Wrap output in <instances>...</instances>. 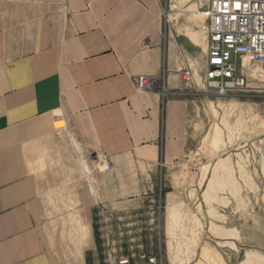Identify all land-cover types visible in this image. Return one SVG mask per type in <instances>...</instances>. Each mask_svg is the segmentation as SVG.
Segmentation results:
<instances>
[{"label":"crops","instance_id":"0c3cea01","mask_svg":"<svg viewBox=\"0 0 264 264\" xmlns=\"http://www.w3.org/2000/svg\"><path fill=\"white\" fill-rule=\"evenodd\" d=\"M169 48L159 0H0V264H69L58 212L81 214L79 264H144L132 220L162 184L184 203L170 184L204 121L195 91L135 87Z\"/></svg>","mask_w":264,"mask_h":264},{"label":"rangeland","instance_id":"374dc122","mask_svg":"<svg viewBox=\"0 0 264 264\" xmlns=\"http://www.w3.org/2000/svg\"><path fill=\"white\" fill-rule=\"evenodd\" d=\"M177 1L184 10L181 13L183 29L181 34L167 39L170 48L165 56V71L170 77V86L179 87L180 80L173 72L182 64L191 68L193 86H198L191 91L200 94L203 101V129L196 145L184 158L186 165L180 179L175 178L170 184V190L189 189L184 203L174 197L172 204L165 208L164 193L169 188L162 184L157 186L159 191L152 201L146 200L145 206L149 208L132 220L135 224L130 226L132 234L145 237L137 262L264 264V117L259 113L264 102V69H249V91H234L218 97L204 89L201 77L205 50L195 46L188 34L196 31L190 11L205 0ZM205 31L199 33L205 35ZM214 127L221 135L220 141L215 135L205 140ZM222 161L225 165L221 167L218 164ZM71 204L65 206L71 208ZM58 213L70 225L64 229L65 257L69 264H79L75 257L80 255L82 243L79 241L86 238L87 230L71 224L80 223L81 214ZM135 230L138 232L134 233ZM141 255L145 258L141 259ZM115 257L112 264H117L121 256L116 253ZM148 258L153 263H148Z\"/></svg>","mask_w":264,"mask_h":264},{"label":"built area","instance_id":"2783aa9c","mask_svg":"<svg viewBox=\"0 0 264 264\" xmlns=\"http://www.w3.org/2000/svg\"><path fill=\"white\" fill-rule=\"evenodd\" d=\"M164 23L165 39L181 34L183 7L177 0H159ZM207 22L206 49L201 83L204 89L218 97L234 91H249L248 73L244 59L253 66L264 69V0H208L201 11ZM168 41V40H167ZM178 74L182 88H191L194 74L187 65H179ZM165 68L158 76L141 75L134 78L140 91H158L163 97L169 89V76ZM259 113L264 117V102ZM141 259L145 256L141 255ZM148 263H153L148 258ZM117 264H130L128 257H120Z\"/></svg>","mask_w":264,"mask_h":264},{"label":"bare ground","instance_id":"6f19581e","mask_svg":"<svg viewBox=\"0 0 264 264\" xmlns=\"http://www.w3.org/2000/svg\"><path fill=\"white\" fill-rule=\"evenodd\" d=\"M199 2H201V3H198V5H199V7L197 6H195L196 7V9H195V12H196V26H201L200 28H198V31H201V32H203L204 30H206L205 29V27L207 28V22H206V24H205V17L204 16H202L201 15V11L202 10H205L206 9V7L208 6L207 4H208V2H207V0H205V2H203V1H199ZM195 3V2H194ZM179 6H181V5H179ZM194 6V5H193ZM184 11V10H183ZM195 12H193V13H195ZM206 32V31H205ZM243 67H244V71H246L247 73H249V69L250 68H252L253 66H251L248 62H247V60L246 59H244V61H243ZM258 69V67H255V70H257ZM251 71V70H250ZM254 71L252 70V73H253ZM161 74V73H160ZM159 74V75H160ZM178 75V74H177ZM156 76H158V75H156ZM194 88V86H192L191 88H188V89H185V88H182L181 86H180V88H178V90H185V91H191L192 89ZM139 90V89H138ZM170 91H174V90H170ZM169 95V93H167L165 96H163V97H166V96H168Z\"/></svg>","mask_w":264,"mask_h":264}]
</instances>
